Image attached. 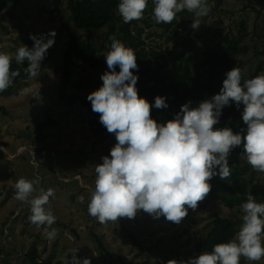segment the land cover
<instances>
[{
  "label": "rangeland",
  "instance_id": "1",
  "mask_svg": "<svg viewBox=\"0 0 264 264\" xmlns=\"http://www.w3.org/2000/svg\"><path fill=\"white\" fill-rule=\"evenodd\" d=\"M61 1V0H60ZM245 0H225L216 26L210 12L201 18L202 28L193 31L195 46L200 56L213 32L238 37L240 22L247 26L248 35L243 42L246 56L238 59L242 73L247 79L264 57V15L256 18L255 4L246 5ZM258 1V0H255ZM264 13V0H262ZM211 9L213 3L207 0ZM57 0H22L16 7H9L0 28V52L13 54L23 45L28 47L29 34L39 35L55 31V44L41 62L43 71L35 78H27L10 95H0V264H28L25 255L29 249H37L38 256L45 261L64 264L76 252L78 259L89 258L91 264H167L170 259L187 260L194 257L196 250L211 229L212 215L227 217L229 210L209 195L198 204L195 211L179 223L139 212L134 219L100 224L88 214L87 206L95 187V168L102 163L101 157L110 155L115 145L114 134L94 136L87 126L86 110L75 105L65 108L57 102V87L60 75L61 55L67 42V31L63 18L54 12ZM63 9V8H61ZM142 35L147 47L168 46L158 35L162 31L153 22ZM149 34V37L147 35ZM95 37V36H94ZM93 37V38H94ZM96 40V39H95ZM259 56H256V54ZM105 63L102 70L82 67L73 71L68 92L81 99L102 86L101 75L109 71L106 57L98 56ZM40 67V68H41ZM53 124L39 131L38 126L47 120ZM238 182H245L246 195L258 197L264 187V173L254 171L242 157L236 167ZM21 177L38 179L39 189H55L50 198V207L56 217L52 225L58 235L48 240L42 229L27 221L30 204L14 198L15 183ZM235 189L234 182H229ZM83 196L81 203L79 197ZM244 213L242 211L241 217ZM241 227V226H240ZM238 228V231L240 229ZM238 233V232H237ZM244 264H264L248 261Z\"/></svg>",
  "mask_w": 264,
  "mask_h": 264
},
{
  "label": "clouds",
  "instance_id": "2",
  "mask_svg": "<svg viewBox=\"0 0 264 264\" xmlns=\"http://www.w3.org/2000/svg\"><path fill=\"white\" fill-rule=\"evenodd\" d=\"M154 21L171 24L184 10L194 13L191 29L198 30L201 18L210 8L207 0H153ZM148 0H120L118 11L124 23L143 19ZM55 31L29 34L34 44L19 47L14 56L17 63L25 60L24 72L28 77L39 76L41 62L55 44ZM110 51L106 55L109 71L100 79L102 86L87 96L99 122L107 132L114 134L116 143L110 155L101 157L95 168V187L87 206L88 214L100 224L117 222L121 218L134 219L141 211L154 219L160 217L179 224L188 209L195 211L198 204L212 190L214 177L228 180L232 175L229 156L243 146V157L251 168L264 173V73L242 80V70L234 67L225 73L218 94L198 106L183 104L174 118L158 123L152 118V109H167V98L156 96L154 104L138 95L137 56L116 35L109 37ZM13 54L0 52V92L12 86L19 70L13 71ZM117 66L119 71H116ZM234 103L246 129L234 133L232 128H217L222 110ZM40 181L21 177L15 183L14 198L30 204L27 221L42 229L48 240L58 235L52 225L56 217L50 207L55 189L40 188ZM81 203L84 197H79ZM244 215L235 238L218 243L210 252H201L187 260L170 259L167 264H240L241 257L248 261L264 258V203H258L251 193L240 205ZM74 250L64 264H91L89 258L78 259Z\"/></svg>",
  "mask_w": 264,
  "mask_h": 264
},
{
  "label": "trees",
  "instance_id": "3",
  "mask_svg": "<svg viewBox=\"0 0 264 264\" xmlns=\"http://www.w3.org/2000/svg\"><path fill=\"white\" fill-rule=\"evenodd\" d=\"M224 1L211 0L213 5L210 15L216 19L213 21L216 26L221 24L219 14L222 12ZM21 2L22 0H0L1 29L6 30L3 25L6 20L4 12L9 7L18 6ZM243 2L246 5L255 4L259 8V11L254 8L252 10L256 14V18L263 17L264 13H260L263 9L262 0H245ZM57 3L58 6L54 12L68 20V23L65 22L64 25L67 31V42L61 55L60 75L56 91L57 102L65 108L78 105L86 110L87 126L94 136L110 133L99 122V114L92 111L91 102L81 99L77 95H70L68 87L73 71L82 67L92 70L105 68L104 61L98 56L106 55L110 51V36L115 34L117 39L126 47H131L136 53L139 70L138 72L134 71V74L139 77L138 95L146 98L151 104H154L156 96L167 98L166 103L169 105L167 109H152L151 116L158 123L173 119L174 114L178 113L181 106L188 101L192 102V107H196L200 102L218 94L223 86V80L226 78L225 73L236 66L241 69L242 63L238 62V59L247 54V48L244 47L243 42L247 38L248 30L244 22H240L237 28L238 37L231 34L222 35L217 31L213 32L210 36L211 43L206 45L199 56L195 46L196 38L191 37L195 31L190 27L194 13L187 10L178 13L171 24H157L154 21L155 5L153 0H148L143 19L124 23L118 11L120 0H57ZM140 22L146 28H150V24L153 22L156 28L162 31L158 37L164 38L165 44L173 43V48L170 49L168 46L163 49L147 47L142 37L144 29L139 25ZM203 26L201 23L200 28ZM28 48H32L31 41L28 42ZM255 54L259 56V54ZM260 58V63L247 79L264 73V57ZM27 66L26 60L22 64H11L12 70H19L20 75L15 78L12 86L6 91L0 92V95H10L21 81L29 78L24 72ZM43 68L44 66L40 68L39 73L43 71ZM116 71H119L118 66ZM247 79L242 73V80ZM242 109L243 106L238 110L234 103L223 108L216 127H230L234 133L246 129L241 118ZM50 124H53L50 119L41 122L38 126L39 131ZM243 152L244 149L241 145L235 148L228 158L229 166L232 169L230 179L222 181L217 176L210 181L212 190L209 196L225 206L229 210V215L227 217L212 215L210 232L198 246L195 256L201 252H210L213 246L218 243H227L234 239L238 228L243 223L240 205L247 201L246 188L243 179L238 182V175L235 172L243 157ZM229 182H234L236 189ZM257 202L264 203V187L259 191ZM25 258L28 264H59L42 260L35 248L29 249ZM240 264H244L242 259H240Z\"/></svg>",
  "mask_w": 264,
  "mask_h": 264
}]
</instances>
